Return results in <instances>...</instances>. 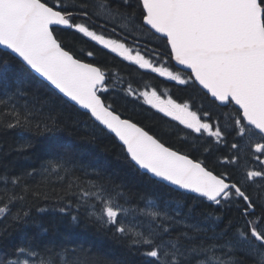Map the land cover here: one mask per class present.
<instances>
[{
    "label": "snow or ice",
    "instance_id": "1",
    "mask_svg": "<svg viewBox=\"0 0 264 264\" xmlns=\"http://www.w3.org/2000/svg\"><path fill=\"white\" fill-rule=\"evenodd\" d=\"M109 25L110 35L119 29L122 39L105 34ZM129 38L135 48L123 42ZM85 39L94 42V50L76 48V41ZM155 41H162L163 51H157L160 44L151 48ZM0 46L5 50L0 56V128L22 130L19 150L33 146L24 132L43 134L65 124L56 101L74 102L86 110L92 140L114 134L133 167L144 170L157 190L167 189L157 197L159 203L142 197L134 203L125 184L84 163L78 145L60 141L38 158V166L0 174V223L9 222L0 227V238L11 223H27L33 201L55 196L63 205L58 211L74 224H95L126 249L130 259L116 264H247L250 258L264 264V0H0ZM104 50L210 97L208 110L200 104L193 111L195 97L190 106L171 96L163 99L156 88L138 96L131 84L120 90L199 134L197 139L206 138L204 153L224 145L228 151L217 159L225 170H210L205 161L173 150L123 118L115 97L107 95L115 91L109 81L116 77L98 62H85ZM11 61L42 77L37 88L48 96L29 99L26 82L9 77ZM170 61L188 70L185 78L164 66ZM230 106L232 111L214 117V108ZM204 201L221 214L197 213ZM0 264L95 262L90 249L67 238L44 244L23 234L19 244L0 251Z\"/></svg>",
    "mask_w": 264,
    "mask_h": 264
},
{
    "label": "trees",
    "instance_id": "2",
    "mask_svg": "<svg viewBox=\"0 0 264 264\" xmlns=\"http://www.w3.org/2000/svg\"><path fill=\"white\" fill-rule=\"evenodd\" d=\"M93 2H98V0H93ZM92 19L95 18L93 17ZM99 23H103V20H100ZM57 30L59 32V27H57ZM97 30L99 31V29ZM110 32L111 25H109L105 34L109 35L110 38L122 39L119 29H117V35H110ZM59 34L65 35L62 32ZM124 42L130 46H135L131 38ZM156 44L161 45L157 51H163L162 41H155L151 48H156ZM93 45L94 42L89 43L86 39L85 41H76L77 49L94 50ZM99 47L97 45L96 49H99ZM140 49L144 53V49ZM3 53L4 50L0 49V56H3ZM150 55L151 51L149 50L146 57ZM85 61L90 63L98 62L97 66L110 70L116 77V79L109 81V88H114L115 91L109 92L107 95L115 97L117 101L115 107L119 113H122L124 118H131L134 122L150 131L151 134L156 135L168 147L187 154L193 159L203 160L210 170L214 168L218 172L220 165L217 163V158L220 154L224 155L227 153L228 149L226 147L217 146L218 151L214 148L211 154L204 153L203 148L207 146L206 138L200 137L197 139L199 134L192 133L190 129H185L178 121L164 116L157 109L145 104L142 98L125 97L120 90L121 88H127L128 84H131L138 96L139 92L145 89L156 88L157 92L164 98L171 96L177 103L188 102L190 106L192 105L190 98L195 97L197 103L196 106L191 107L193 111H197L200 104H203L204 110H208L211 106L210 97L204 98L202 92H193L190 87L178 85L176 81L161 77L150 70L138 69L137 65L123 60L115 53L108 54L107 50L98 52L95 60L88 58ZM165 65L185 77L186 71L176 68L173 61ZM9 77L19 78L26 82L29 99H31L32 95L45 98L48 96V93L43 88H37V84L42 80L31 70L22 68L16 61L10 62ZM121 79L124 81L123 85L119 82ZM19 103H23V100L21 99ZM56 110L60 113L61 118L65 120V124L56 131L43 134H38L35 129L24 132L23 135L29 137L33 145L27 151H21L17 147V141L22 134L21 129L0 128V174H3L5 170L10 175L18 174L25 169L30 170L31 167L38 166V158H45L46 153L51 150L54 144L60 141H70L83 150L81 159L84 163L91 162L105 176H110L115 184H125L127 186L125 191L135 196L134 203L139 201L141 197L144 202L153 200L159 203L157 197L162 192L167 193V189L157 190L142 175L143 171L139 170L138 172L133 167L121 148V142L113 134L102 135L92 140L88 135L91 121L88 120L85 111H82L74 104L68 106L60 104L59 101H56ZM232 110L231 106L229 108H214L213 115L215 117ZM77 121L80 123L77 124ZM79 174L77 173V175ZM51 186L57 190L60 188L59 182L55 180L52 181ZM49 191H51V188H49ZM170 195L174 196L175 193ZM190 196L195 195L190 194ZM186 203L192 204L193 201L188 199ZM62 206V204L57 203L55 196L47 201H33L31 215L27 223H11L7 233L3 235V238H0V251L10 250L13 245L20 243L23 234H27L29 237H38L44 244H48L49 241H56L57 237L67 238L75 244L82 245L85 249H90L95 264H116L117 261L130 259L126 249L114 240L110 233L100 230L97 225L92 223H88L87 226L84 223L74 224L70 215L58 211L59 207ZM140 206L143 207V203ZM41 208L46 209V211L40 212L39 209ZM12 211L15 212L16 208L14 207ZM196 211L197 213H210L213 216L221 214L218 206L212 205L208 201L201 203ZM232 215H234V212L229 213V216ZM81 218L83 219L82 211ZM3 223L9 222L4 221ZM3 223H0V227H3ZM224 223H227V218L224 219ZM208 226V223L201 224V227ZM219 227H223V224H220ZM180 230L183 229L181 228ZM247 264H254V259H248Z\"/></svg>",
    "mask_w": 264,
    "mask_h": 264
},
{
    "label": "water",
    "instance_id": "3",
    "mask_svg": "<svg viewBox=\"0 0 264 264\" xmlns=\"http://www.w3.org/2000/svg\"><path fill=\"white\" fill-rule=\"evenodd\" d=\"M57 27H59V26H57ZM0 49H2V50H4L3 49V46H0ZM5 51V50H4ZM85 62H87V61H85ZM173 63H174V66L175 67H177L178 69H181V70H184V71H188L187 69H185L184 68V66H182V65H177L176 64V62L175 61H173ZM34 73V72H33ZM38 78H40L41 80L43 79L42 77H39V75L38 74H36V73H34ZM72 104H74V102L72 103ZM75 106H77V105H75ZM78 108H79V106H77ZM80 109V108H79ZM82 111H85L86 112V110H83V109H81ZM124 118V117H123ZM127 119V118H126ZM134 122V121H133ZM136 123V122H135ZM138 126H140L139 124H138ZM142 127V126H141ZM146 130V129H145ZM151 134V133H150ZM114 135V134H113ZM167 146V145H166ZM174 150V149H173ZM183 154V153H182ZM191 158V157H190ZM141 171H143L144 172V170H141ZM150 175V174H149ZM171 187H173V188H175V186H171ZM195 195V194H194Z\"/></svg>",
    "mask_w": 264,
    "mask_h": 264
},
{
    "label": "flooded vegetation",
    "instance_id": "4",
    "mask_svg": "<svg viewBox=\"0 0 264 264\" xmlns=\"http://www.w3.org/2000/svg\"><path fill=\"white\" fill-rule=\"evenodd\" d=\"M228 139H229V141L231 142V138L229 137ZM219 146H223V147H225L224 145H219ZM221 156H222V155L220 154L219 157H221ZM217 163H218V165H220L218 161H217ZM224 170H225V168H224L223 166L220 165V169H218V172H221V171H224ZM254 188H255V185L253 186V189H254Z\"/></svg>",
    "mask_w": 264,
    "mask_h": 264
},
{
    "label": "rangeland",
    "instance_id": "5",
    "mask_svg": "<svg viewBox=\"0 0 264 264\" xmlns=\"http://www.w3.org/2000/svg\"><path fill=\"white\" fill-rule=\"evenodd\" d=\"M114 39V38H113ZM130 47V46H129ZM131 47H134V46H131ZM135 48V47H134ZM135 50H138V49H135ZM133 54H135V53H133ZM165 67H169V66H167V65H164ZM174 73H176V74H178V75H180L182 78H185L181 73H179L178 71H176V70H173L171 67H169ZM159 94V93H158Z\"/></svg>",
    "mask_w": 264,
    "mask_h": 264
}]
</instances>
